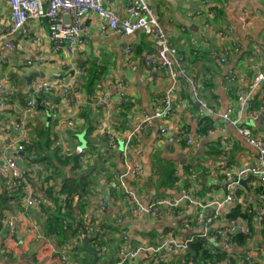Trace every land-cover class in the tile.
I'll use <instances>...</instances> for the list:
<instances>
[{
	"label": "crops",
	"instance_id": "crops-1",
	"mask_svg": "<svg viewBox=\"0 0 264 264\" xmlns=\"http://www.w3.org/2000/svg\"><path fill=\"white\" fill-rule=\"evenodd\" d=\"M129 1L102 0L117 17L124 16ZM148 5L168 41L184 57L188 76L199 82L201 102L193 96L190 83L182 81L171 97L169 117L154 120L146 133H135L131 138V151L138 149L140 155L137 159L141 166L140 182L135 189L132 188L135 199L145 204L161 196L177 197L182 183L178 188H169L161 185L159 177L161 168L172 166L177 175L182 176V181L186 180L185 171L197 170L194 182L187 177L190 181L188 189L194 200L205 204L221 201L226 194L227 180L217 174L215 168L220 166L235 172L237 168L253 162L254 150L239 136L237 127H247L252 135L264 137V118H258L264 107L256 111L255 118L251 117L254 112L244 109L236 126L223 118L228 108L236 109L238 97L250 107L252 100L264 94V84L257 89L250 88L255 76L264 73V0H148ZM84 21L89 25L84 43L75 45L70 53L54 51L48 23L44 19L29 20L12 37L3 38L10 27V17L6 0H0V163L9 156L4 146L5 133L16 138L23 134V130L29 137L46 132L50 139L59 143L64 154L77 155L76 148L83 150L88 158L85 168L81 165L82 170L78 171L89 184L87 214L92 215L97 201L103 199L105 209L96 215L97 220L118 228V232L104 241L100 252L95 247L99 252L98 264L118 260L122 237L125 242L128 240L123 248L129 253L133 247L159 246L170 238L190 239L197 233L229 229L224 215L231 207L228 204H223L220 209L218 221L204 231L201 226L188 228L183 225L187 219L205 216L210 211L208 207L185 203L177 212H161L153 218L145 214L133 215L123 188L112 189L109 186L112 172H123L121 151L130 132L143 116L154 112L167 82L155 67L149 68L144 64L152 40L142 31L137 30L121 38L116 34L101 33L100 20L94 15H87ZM8 44H11V49L7 48ZM126 46L132 50L129 63L125 61ZM69 63L85 69V74L77 76L71 83L76 89L74 103L70 105L58 90L37 98L34 108L26 113L25 104L32 93L31 84L36 80L68 82L64 67ZM94 70L99 74H92ZM35 73L42 77L28 81L27 78ZM118 84L122 88L119 89ZM79 109L88 112L85 123L79 119ZM200 112L212 119L213 133L189 145L185 135L199 133ZM68 121L72 124L69 125ZM164 125L168 127L167 136L159 140L157 134ZM90 126L93 131L89 136L86 131ZM69 130L77 134L69 136ZM184 130L187 132L185 135ZM108 134L113 136L114 147L106 142ZM212 134L219 138L207 140ZM227 144L232 145L227 148ZM48 155L52 158L56 154ZM52 163H55L54 158ZM18 166L22 170L31 169L26 178L38 195L48 187L47 178L49 184L51 181L59 191L63 180L77 175L70 164L62 169L60 178L41 164L29 166L22 160ZM241 187L239 202L255 209L259 205V200L254 197L259 187L256 179L248 181L247 189L243 185ZM1 194L0 214L3 218L12 216L16 219V234L11 239L1 229L0 264H59L62 256L65 264H81L79 261L84 257L92 259L87 250L89 255L80 253L78 258L69 248L63 249L64 242L61 241L60 245L55 239L48 242L44 237L49 235L42 230L46 218L42 211L32 208L21 214L23 211L17 195ZM33 226L37 228L39 239L31 232ZM1 246L8 249V254L1 251ZM252 248L259 249L256 264H264L260 259V255L264 256L261 226L255 225V234L243 251ZM230 252L237 254L241 251L232 247ZM169 253L163 248L160 255L165 256L168 264H173ZM146 257V253L138 254L133 263L147 264L149 260ZM221 264L233 263L226 258Z\"/></svg>",
	"mask_w": 264,
	"mask_h": 264
},
{
	"label": "built area",
	"instance_id": "built-area-1",
	"mask_svg": "<svg viewBox=\"0 0 264 264\" xmlns=\"http://www.w3.org/2000/svg\"><path fill=\"white\" fill-rule=\"evenodd\" d=\"M9 7L10 27L3 38L12 37L15 33L22 30L24 25L29 20L44 19L48 23L49 39L53 45L54 51H64L70 53L75 45L84 43V38L89 32V25L84 21L87 15H94L99 18V30L103 34H116L124 38L130 36L135 31L140 30L152 40V47L144 58L146 67H155L167 82L166 90L163 96L158 100L159 103L155 105L154 112L150 115H145L140 123L135 127L134 131L130 132L125 145L122 147L121 158L123 162V172L118 174L112 172L109 181V186L113 189L120 184L123 188L124 195L130 203L129 211L133 215L145 214L151 218L157 217L161 212H173L185 203L197 205L200 208H209V212L201 217L195 218L197 227H202L204 231L212 227L213 223L220 218V209L223 204L230 206L239 202L238 192L242 189L241 181L248 176L256 179L258 186L264 189V137L254 136L247 127H237L239 136L244 142L253 148V162L246 167H239L235 172H230L224 167L217 166L215 172L222 175L224 180H227L226 194L221 201H211L208 203H199L189 192L187 188H181L177 197H165L162 199H154L149 202L148 208L145 209L143 203L135 199L132 184L139 180L141 177V166L138 162L140 152L138 149L131 151V138L135 133H146L156 119L166 120L172 112V95L178 90L182 81H187L192 87L193 96L201 102L200 90H198L199 82L191 79L187 74L184 57L177 52L174 46L168 41L163 29L161 28L155 14L148 5V0H130L125 8L124 16L117 17L111 8L104 6L102 0H6ZM11 44L7 45L11 49ZM131 47L126 46L125 61H131ZM31 64V62H28ZM65 70L68 73V82L57 81L49 82L44 80H36L31 84V97L28 98L25 106V112H30L35 104L39 95H49L55 91H61L65 100L72 105L74 103V93L76 92L75 86L72 83L73 79L81 75L84 71L83 67L75 66L71 63L65 65ZM264 84V73L257 74L253 79L250 88L257 89ZM118 88H122L118 84ZM201 89V88H200ZM122 95V93H120ZM237 107L228 108L223 113V118L233 125H238L240 116L243 110H248L249 106L245 101L238 97ZM203 108L206 107L202 104ZM79 111H81L79 109ZM209 111V110H208ZM210 112V111H209ZM204 115L200 112L199 116ZM255 118L256 114H251ZM71 125L72 122L68 121ZM200 128V124L198 126ZM21 129V128H19ZM168 127L162 126L157 134L159 140H163L167 136ZM209 133H213L209 131ZM208 133V134H209ZM108 140L111 147H114L113 136L108 134ZM203 135L197 133L195 136L186 137L187 144L191 145L196 140H200ZM29 136L24 133L20 136L13 138L8 133L4 135L5 150L9 152V156H5L3 162L0 163V179H7L8 182L5 186L6 193L11 195H20L19 203L22 207V213L25 214L28 210L34 208L41 212L42 206L54 209L55 203L48 199L45 195L44 187L40 194H36L28 179L25 177L23 170L18 166V162L22 161L20 156L24 145L28 143ZM232 144H227L230 148ZM53 146H60L55 142ZM61 147V146H60ZM81 156L80 164L85 165L87 162V155L83 154V150L76 148L75 151ZM191 182L196 180V176L190 177ZM130 186V187H129ZM193 188V187H192ZM254 196L259 200V205L255 208V222L256 225L264 224V191H255ZM64 208V203H61V209ZM231 208V207H230ZM105 209V202L100 199L96 203L94 215L101 213ZM43 213V212H42ZM227 222L229 229H218L214 232L211 230L201 233L202 236H208V241L211 245L220 246L226 251L227 259L232 261L233 264H256L258 256V248L248 249L241 251V254H232L230 252L233 243L231 242V235L241 232L248 233V229L244 223ZM2 228L6 230L9 237H15L16 219L12 216L5 217L1 220ZM37 228L31 227V232L36 235V239L40 236L36 233ZM92 230V229H91ZM88 235L81 234L79 240L73 242L74 246H81L84 237ZM95 237V234L90 233V237ZM43 238V237H42ZM46 240L51 241L52 237H44ZM54 240V239H53ZM190 239H175L170 238L159 246L149 247H133L127 253V249L121 246L118 253V260L116 264H124L125 262H132L138 254L150 252L151 254H159L160 261H164V257L160 255L161 250L164 248L168 252L178 251L181 253L186 252ZM63 249H67V244H63ZM1 251L8 254V250L2 248ZM239 258L237 261L236 259ZM59 264H65V259L62 256ZM155 264V263H147Z\"/></svg>",
	"mask_w": 264,
	"mask_h": 264
},
{
	"label": "trees",
	"instance_id": "trees-1",
	"mask_svg": "<svg viewBox=\"0 0 264 264\" xmlns=\"http://www.w3.org/2000/svg\"><path fill=\"white\" fill-rule=\"evenodd\" d=\"M84 74L85 69L82 73V76ZM92 74L99 73L97 70H94ZM203 84L205 85L206 82H204ZM31 95L32 94H30V97ZM38 98H43V95H39ZM260 107H264V94L262 96L258 95L254 100H252L249 109L251 110V112H254L253 114H256V111H258ZM87 113L88 112L86 110H81L78 113L79 119H82L84 123L88 119ZM198 119V124H200V128L198 130L199 134L203 136L207 135L212 129V119L207 117L206 115H203L202 117L200 116V118ZM80 127L82 128L81 125L79 126V128ZM92 131L93 128L90 126L86 131L87 135H89ZM186 133L187 132L185 131L183 135H185ZM73 134L74 133L72 132V130L68 131L69 136H72ZM76 134L77 133H75L74 135ZM55 142L56 140L53 141V139H50L46 132H41L38 135L29 137L28 143L24 145L21 152L22 154H24L22 160L24 162H27L29 166L33 164H41L46 170L51 169L52 171H54L53 173L59 178L62 176V169L64 167H67V165L69 164L71 165L70 167L73 171H77V175L75 174V177L66 178L61 182L62 185L59 191L55 190L54 185L51 183V181L49 184L48 178L46 179V184L48 187L45 189V195L48 199H51L55 203V208L53 210L44 206H42L41 208V211L46 217L45 221L43 222V233L51 236L52 239H55V241L59 245L61 244V241L66 243L67 248H69L68 250L75 257H78L80 253L88 254V252L84 248H82V246L73 245V242L79 240L78 238H80L81 234L88 235V238L90 239L89 246L91 245L94 248L96 247L100 252L104 241L108 240V238H110L109 236L118 232L117 225H110L109 223L100 222L99 220H97V217L96 215H94V213L92 215L87 214V197L89 196L90 192L87 190L89 184L87 181H85L86 177L84 176L85 178H83L78 171L82 170L80 164L81 156L79 154L76 155L73 153L64 154L61 151L60 146H53ZM106 142L108 146L111 147L107 138ZM114 144H116L115 141ZM48 153L56 154L54 157H52L55 159V163H52V158L48 155ZM85 166L86 164L83 168H85ZM186 168L191 167L187 166ZM30 171V168L23 169V173L25 172V177H28L27 174ZM159 173L161 174L159 177L162 186H168L169 188H178L182 183L184 187L181 186L180 188L188 189V187L190 186V181L188 179H190L191 176H196L197 170L188 169L187 171H185V179L188 181H182V176H178L175 168L172 166L161 168ZM188 176L189 178L187 179ZM49 178L53 179L51 176ZM140 178L132 184L133 189H135L139 184ZM7 182V179H0V186L2 188V191L0 193L8 194L6 193L5 189ZM117 187L114 189L121 188L120 184H118ZM241 190L238 192V197L242 194ZM256 191L263 192L264 189L259 186ZM16 197L17 199H20L19 194ZM1 198L2 194L0 195V202H3ZM162 198H165V196H161L156 199ZM62 202L64 203L63 209H61ZM179 208H177L173 212H177ZM254 213L255 209H253L251 206L243 205L242 202H238L235 205L231 206V208L224 214L226 221L233 223H244L248 229V233L246 234L237 232L231 235V242L233 243L232 247H234V249L242 251L253 238L256 225ZM195 218L191 220L187 219L183 226H186L188 228H195ZM2 219L3 217L0 214V231L2 229ZM216 230L218 229H214L211 231L214 232ZM4 231L6 230L4 229ZM90 233L95 234V237H90ZM261 234H264V224L261 226ZM10 238L14 239L13 237ZM190 241V245H188V248L186 252H184V254H176L178 251H173L171 252V254L169 253V257L173 261V264H221L227 258L228 254H226V251H224L220 246L211 245L208 241V236H202L197 233L190 236ZM127 242L128 240L126 239L125 242L122 237L120 247L124 245V243L127 244ZM2 248L8 250L6 247L1 246V249ZM146 255V259L149 260L148 263L168 264L165 256H162L165 259L161 262L160 256L158 254L146 253ZM260 259L264 261V256L260 255ZM116 262L117 261L109 264H115ZM79 263L91 264V260H89V258L87 257H84L79 261ZM124 264L134 263L133 261H127Z\"/></svg>",
	"mask_w": 264,
	"mask_h": 264
},
{
	"label": "water",
	"instance_id": "water-1",
	"mask_svg": "<svg viewBox=\"0 0 264 264\" xmlns=\"http://www.w3.org/2000/svg\"><path fill=\"white\" fill-rule=\"evenodd\" d=\"M33 77L34 78H37V77H42L40 74H33L31 77H29V78H27L28 79V81H31L32 79H33ZM258 118L260 119V120H263V118H264V112L262 113V114H260L259 116H258ZM10 130H11V128H10ZM19 133V132H18ZM211 138H219V136L217 137V136H215V135H210L208 138H207V140H210ZM202 145V144H201ZM81 149V148H80ZM198 156V153L196 154V157ZM253 177L252 176H248L246 179H244V180H242L241 181V184L245 187V189H247V183H248V181L250 180V179H252ZM149 202H150V200L149 201H147V202H145V204H143L144 205V207H145V209H147L148 208V205H149ZM89 241H90V239L87 237V236H85L84 237V239H83V243H82V248H84L85 250H87V251H89L90 252V254H91V257H92V259H91V264H98V258H99V252H98V250L96 249V248H94V247H92V246H89ZM190 245V244H189Z\"/></svg>",
	"mask_w": 264,
	"mask_h": 264
}]
</instances>
